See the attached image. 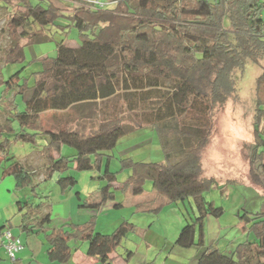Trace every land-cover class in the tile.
I'll use <instances>...</instances> for the list:
<instances>
[{
    "label": "trees",
    "instance_id": "trees-1",
    "mask_svg": "<svg viewBox=\"0 0 264 264\" xmlns=\"http://www.w3.org/2000/svg\"><path fill=\"white\" fill-rule=\"evenodd\" d=\"M65 1L76 5L67 14L60 12L51 0H0L1 5L14 2L30 22L54 24L62 20L61 28L75 26L81 35L77 47L67 46L63 41L57 43L56 57L44 59L32 85L16 84L24 102V108L15 115L20 131L30 127L35 133L47 134V143L43 145L44 153L50 158L47 172L65 170L70 160L79 169L89 168L90 155L111 151L120 137L145 128L140 119L133 120L130 115L139 113L156 132L164 159L160 162L122 160L124 166L131 168V174L120 188L137 196L144 192V181H151V196L136 202V210L152 211L161 204L184 203L191 198L198 215L192 218L184 208L185 224L174 246L196 247V264H264L261 0H108L105 7L95 8L86 6L85 0ZM11 24H21V19L14 15ZM19 49L20 45L12 47L5 61H15ZM107 49L111 51L107 53ZM248 61L257 65L260 73L254 87V154L248 160L245 176L260 189L262 200L255 211L236 212L247 237L226 254L205 241V218L221 216L223 207L215 206L204 196L216 178L204 173L202 153L210 140L214 114L223 111L229 98L236 94V74L244 71ZM16 74L8 85L18 79ZM70 110L79 112L80 118L92 120L90 133H84V125L81 129L65 125ZM47 112L55 116L54 129L44 128L42 117ZM11 117L6 115L0 122V162L5 161L2 174L17 178L19 189L30 182L32 174L8 151L10 140L5 135L16 134ZM63 144L77 149L71 158L59 153ZM105 175L109 183L100 188L99 200L79 206L98 209L114 199L110 186L115 175L109 172L108 164ZM75 182L73 177L67 178V185ZM241 182V177H232L217 188L224 193L230 184ZM155 202L159 204L155 206ZM46 203H32L30 207L37 211ZM23 206L18 202L20 209ZM22 216L26 218V213ZM93 217L82 224L45 228L43 225L50 222V213H45L39 216L35 227L24 222L21 229L45 233L46 253L51 263L67 264L73 241L75 248L87 242L86 254L97 256L101 264H114L107 252L100 251L102 235L94 233ZM5 227L9 228L1 223L0 231ZM132 229L134 224L122 221L108 235L112 248Z\"/></svg>",
    "mask_w": 264,
    "mask_h": 264
},
{
    "label": "rangeland",
    "instance_id": "rangeland-1",
    "mask_svg": "<svg viewBox=\"0 0 264 264\" xmlns=\"http://www.w3.org/2000/svg\"><path fill=\"white\" fill-rule=\"evenodd\" d=\"M51 1L64 14L71 12L76 6L75 4L69 5L65 0ZM14 15L21 19V24H11ZM29 20L25 18L22 8L14 2L7 5L0 4V122L4 121L5 115L10 117L12 115L11 124L16 130V134L5 135L10 140L8 151L11 155L14 154L18 161L21 160V164L26 167L28 173L32 174L30 182L23 184L18 189L17 178L15 179L14 176L8 175L7 178L1 180L5 164L3 161L0 164V187H14L13 191L16 195L28 192L31 194L33 204L54 203L59 200L65 202L67 197L71 198L74 203L70 211L72 222H83L89 220L91 214L84 212L85 208L79 205L99 200L100 188L109 183L105 175V168L108 164L109 172L115 175V181L110 187L114 194V203H118V206L104 202L94 214V233L102 235V252L110 251L111 239L108 235L122 221L127 220L134 224V229L130 230L113 250L114 264L182 263L181 252L186 250L174 246V242L185 224L184 208L186 207L192 218L198 215L192 199L190 198L184 203L180 201L177 204L164 203L156 210L142 211L136 210V202L148 200L151 196L149 194L151 181L149 179L144 181V192L137 196L132 195L126 188L119 187L131 174V168L123 165V159L131 158L152 162H160L164 159L156 132L150 128L149 123L141 118L139 113H130V115L133 120L140 119L145 128L120 137L111 151H105L100 156L90 155L91 166L87 169L77 168L76 162L70 160L65 170L48 173L46 166L50 158L43 150V145L47 143V134L39 131L35 133L36 131L30 127L20 131V123L15 115L16 112L24 108V102L21 94L17 91L19 87L16 84L26 82L28 85H32L38 72L42 69L44 59L56 57L58 42L63 41V44L70 47H77L81 43L78 28L70 26L63 29L60 27L64 23L62 20L54 24H41ZM15 45H20L19 56L15 61L6 62L5 55ZM110 51V49L106 50L107 53ZM15 73H17L18 79L16 78L13 85H8L11 76ZM259 73L260 68L248 61L244 71L236 74L237 92L229 98L223 111L214 114L210 140L202 153V164L206 174H211L216 178V183L204 193V196L215 206L223 207L221 216L212 217L219 226L220 232L214 246L225 250L226 254H230L243 234L237 226L239 219L236 212L238 210L255 211L262 200L260 190L245 182L230 184L225 196H221L217 189L229 177L245 176L248 160L254 154V87ZM52 113L47 112L42 117L44 128L54 129L56 121ZM66 118L68 121H65V125L77 129H81L84 125L85 134L90 133L94 126L91 119L80 118L79 112L74 110H70L69 116ZM63 120L64 118L61 120L62 124H64ZM123 121L128 122L129 120ZM262 136L264 137V132H262ZM34 147L31 156L26 157ZM76 150L74 146L63 144L59 153L70 157ZM68 177H73L76 180L72 186L67 185ZM31 187H34V190ZM190 203L193 211L190 208ZM155 204L157 206L159 203L155 202ZM82 210L83 212H81ZM211 229V225L206 220L205 230L211 232ZM215 232L214 230L213 233ZM207 234L209 235V233ZM207 234L206 239L209 243ZM34 237H38V240L34 243L35 247L33 248H42L41 245L46 242V240L44 242L41 240L44 237L43 234ZM86 245V242L82 243L80 249L85 251ZM91 261L90 264H101L93 259Z\"/></svg>",
    "mask_w": 264,
    "mask_h": 264
},
{
    "label": "crops",
    "instance_id": "crops-1",
    "mask_svg": "<svg viewBox=\"0 0 264 264\" xmlns=\"http://www.w3.org/2000/svg\"><path fill=\"white\" fill-rule=\"evenodd\" d=\"M5 117H6V115H5ZM34 149H35V147L32 149L31 152H29L26 155V157L28 155L30 157L32 152L34 151ZM38 150H40V149H38ZM13 156H14V154H13ZM14 158H15V156H14ZM0 164H2V163L0 162ZM203 169H204V173L206 174L204 166H203ZM206 175L210 176L211 174H206ZM7 177H8V175L2 174L1 180H3L4 178H7ZM232 177H235V178L241 177L242 178L241 183L245 182V183H249L251 186H253V184H251V182L246 178V176H243V175L235 176L234 175ZM232 177H229V178H232ZM253 187L260 190L259 188L255 187V186H253ZM13 190H14V187H0V224L6 223V225L9 226V228L12 230V232L15 235H18L20 237L21 242H22V247L19 250L16 259L10 260L6 254L5 249L2 246V242L0 239V264H54V263L50 262L48 257H46L47 253H45V252H46V249L48 247V243H47V240L45 238V233L42 231L38 232V233L25 232L21 229L22 223L29 222L32 226L34 225V227H35V225L39 219V216L42 214H45V213H50V222H49V224L43 225V227H45V228H58V227L63 226V225L66 227V226H69L71 224H82L86 221L75 222V223L72 222V217L70 216L71 215L70 211H71L72 205H74V203L72 202L71 198L69 199L67 197V200L65 202H63L61 200L56 201L54 203L47 202L46 204L42 205V207L39 210L36 211L35 209L30 207V204L33 203V202H31V200H32L31 194H29L28 192H25L22 195H16ZM25 190L28 191V189H25ZM218 191H219V189H218ZM226 191H227V188H226L224 193H220V191H219V194L221 196H225ZM18 202H20L21 204L24 205L23 209H20L18 207ZM25 202H28V204H24ZM106 202L111 203L113 206L115 204L114 199L113 200H107ZM101 206H102V204H101ZM98 209L85 208L83 210H84V212L91 214V217H93L94 214L96 213V211H98ZM83 210L81 212H83ZM23 213H26V218L24 217V219L22 216ZM212 217L213 216L208 215L205 218L204 230H205V222H206V220H208L212 229H211V232L210 231L207 232L205 230V241L207 243L206 234L209 233V235L207 234V236H209V240H208L209 243H207V244L214 246V242L216 241V238L220 236V232L218 230L219 226H217V224L215 223V219H213ZM237 226L240 229V231L243 232V230H242L243 222L238 220ZM213 228L216 231L215 233H213V231H214ZM93 229H94V225H93ZM41 233L44 236L41 240L43 242H44V240H46V242H45V244L43 243L41 245L42 248L35 249L33 247H35L34 243L36 242V240H38V237L35 238L34 236H39ZM245 235H246V233L243 232V234L239 238L238 242L245 240L247 237ZM101 241H102V237H101ZM238 242H236V243H238ZM70 245L72 246V255H71L69 261L67 262V264H90L92 262L91 261L92 259L94 261H99L97 256H88L86 254L88 244L86 245L85 251H82L80 249L82 243L78 244V246L76 248L74 247L73 241L70 242ZM179 248H182V247H179ZM182 249L186 250L185 252L184 251L181 252V255H183L181 257L183 259H181V260L183 262L182 263L178 262V263L179 264H196L197 254H198L197 248L193 246L191 248H182ZM113 250L114 249L111 246L110 251L107 252L108 256L110 258H112V260L114 259L112 256ZM100 251L102 252L101 249H100Z\"/></svg>",
    "mask_w": 264,
    "mask_h": 264
},
{
    "label": "built area",
    "instance_id": "built-area-1",
    "mask_svg": "<svg viewBox=\"0 0 264 264\" xmlns=\"http://www.w3.org/2000/svg\"><path fill=\"white\" fill-rule=\"evenodd\" d=\"M261 2V17L264 19V0H261ZM108 3V0H85L86 6L91 8L105 7ZM0 237L2 246L5 249L8 258L10 260H15L22 247L21 239L8 227H5L0 231Z\"/></svg>",
    "mask_w": 264,
    "mask_h": 264
}]
</instances>
